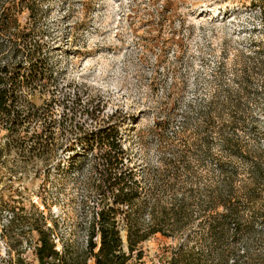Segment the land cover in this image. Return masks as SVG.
Here are the masks:
<instances>
[{
    "label": "trees",
    "instance_id": "trees-1",
    "mask_svg": "<svg viewBox=\"0 0 264 264\" xmlns=\"http://www.w3.org/2000/svg\"><path fill=\"white\" fill-rule=\"evenodd\" d=\"M25 8L33 13L38 5L33 0H0V135L5 137L0 142V161L14 151L48 166L61 149L73 152L69 158L81 159L80 168L90 156L84 208L92 194L98 199L85 248H79L55 235L43 210L33 204L35 217V212L15 200L12 190L3 193L0 211L12 212L4 227L10 247L3 263L33 264L23 242L28 240L25 228L29 227L36 235L35 264H90L89 259L94 264H135L132 260L144 257L140 245L146 240L158 234L181 237L194 221L196 205L208 227L206 243L213 249L206 251L205 258L180 244L170 252L169 264H229L230 257L243 264L238 250L224 245L241 238L237 202L264 197V38L242 51L232 66L225 60L216 64L212 78L220 85L206 96V111L197 101L185 111L188 115L197 109L205 118L202 127L194 130L193 140L187 124L175 128L179 97L170 92L164 98L161 116L145 135H139L145 147L148 137L157 141L159 163L140 168L131 158V147L125 145L126 113L116 110L91 130L72 118L55 117L58 99L50 87L56 77L49 62L53 46L30 32L13 31L19 25L16 14ZM259 13L264 30V8ZM226 73L229 82L222 86ZM100 113L92 107L86 112L91 118H99ZM181 178L206 180L205 198L195 202L201 189L195 186L178 196Z\"/></svg>",
    "mask_w": 264,
    "mask_h": 264
},
{
    "label": "rangeland",
    "instance_id": "rangeland-1",
    "mask_svg": "<svg viewBox=\"0 0 264 264\" xmlns=\"http://www.w3.org/2000/svg\"><path fill=\"white\" fill-rule=\"evenodd\" d=\"M33 1L38 9L30 13L25 8L16 14L19 25L13 31L30 32L32 37H43L53 46L49 62L56 77L50 87V93L58 99L55 117L72 118L91 130L116 110L126 113L129 119L124 126L128 140L125 145L131 147V158L140 168L159 163L157 141L148 137L145 147L139 135L146 133L156 117L161 116L164 98L170 92L179 97L175 128L187 124L193 140L194 130L202 127L205 118L197 109H191L188 115L185 111L193 101L200 102L206 111V96H211L220 85L212 78L216 64L225 60L232 66L242 51L264 38L259 13L264 0ZM227 74L222 86L229 82ZM89 107L99 110L100 117H89ZM3 140L1 134L0 142ZM60 142L64 144L65 138L61 136ZM72 154L60 149L45 166L41 161L8 152L0 161V199L12 190L15 200L35 212V217L37 208L44 211L47 225L52 224L56 236L85 248L98 196H89L84 208V183L92 161L90 156L85 158L79 168L81 159L69 158ZM197 181L181 178L177 195L192 186L200 187L195 194L198 203L205 198L202 187L206 180ZM44 201L50 207H44ZM33 204L36 209L31 208ZM237 205L241 238L224 246L236 248L243 256V264H264V197L255 202L242 198ZM193 213L194 221L181 237L158 234L146 240L140 245L144 257L132 262L169 264L170 252L180 244L206 258V251L213 249L210 242L206 243L208 227L196 205ZM11 216L7 209L0 211V264L8 256L10 242L4 227ZM25 230L29 232L28 240L23 241L26 254L35 264L36 235L29 227ZM57 247L61 248L60 242ZM245 250L248 253L244 254ZM234 260L230 257L229 264H235Z\"/></svg>",
    "mask_w": 264,
    "mask_h": 264
},
{
    "label": "built area",
    "instance_id": "built-area-1",
    "mask_svg": "<svg viewBox=\"0 0 264 264\" xmlns=\"http://www.w3.org/2000/svg\"><path fill=\"white\" fill-rule=\"evenodd\" d=\"M59 248V247H58Z\"/></svg>",
    "mask_w": 264,
    "mask_h": 264
},
{
    "label": "water",
    "instance_id": "water-1",
    "mask_svg": "<svg viewBox=\"0 0 264 264\" xmlns=\"http://www.w3.org/2000/svg\"><path fill=\"white\" fill-rule=\"evenodd\" d=\"M126 238V237H125Z\"/></svg>",
    "mask_w": 264,
    "mask_h": 264
}]
</instances>
